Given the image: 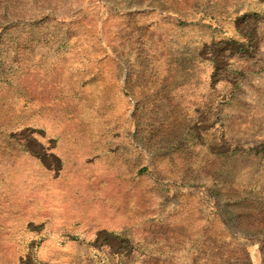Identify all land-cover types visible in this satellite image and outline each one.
Returning a JSON list of instances; mask_svg holds the SVG:
<instances>
[{"label":"rangeland","instance_id":"374dc122","mask_svg":"<svg viewBox=\"0 0 264 264\" xmlns=\"http://www.w3.org/2000/svg\"><path fill=\"white\" fill-rule=\"evenodd\" d=\"M0 264H264V0H0Z\"/></svg>","mask_w":264,"mask_h":264}]
</instances>
